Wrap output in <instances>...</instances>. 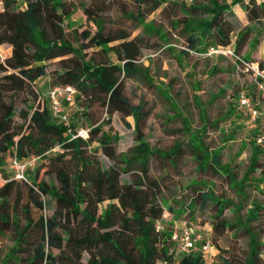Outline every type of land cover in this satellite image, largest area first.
<instances>
[{"label": "trees", "instance_id": "16d2710c", "mask_svg": "<svg viewBox=\"0 0 264 264\" xmlns=\"http://www.w3.org/2000/svg\"><path fill=\"white\" fill-rule=\"evenodd\" d=\"M136 1L140 9L128 16L142 24L145 13L141 5L150 4L151 11L166 0ZM0 2V44L17 35L12 42L14 50L27 44L32 47L29 53L8 55L3 62L0 60V149H8L9 143L17 137L16 158L25 162L34 156L39 160L48 155L56 166L58 178V184L47 187L36 180L30 166L26 167L24 173L29 191L34 194V205L40 211L50 207L52 200L55 205L50 216L41 214L36 221L26 209L23 227L10 196L0 195V237L14 235L13 244L0 264H10L11 260L26 264H157L158 261L208 264L201 250L204 240L198 241L189 252L177 253L178 240L173 238V233L157 227V221L164 216L165 204L160 200L159 181L150 176V160L158 156L172 161L181 157L184 149L182 142L165 149L151 146L142 129L149 110L143 102L132 103L125 93L126 78L139 73L147 75L148 69L141 61L143 36L130 38L126 31L117 36L107 34L104 19L89 6L83 9L95 29H80L81 25L71 20L74 9L69 0H25V7L18 6L19 0ZM171 3L163 10H170L167 12L170 25L186 38L190 50L206 52L213 48H230L238 56L237 61L243 63L239 57L249 61L244 49L256 37L252 36L250 26L241 25L234 6L241 4L248 20L261 24L264 0H173ZM116 39L119 42L111 44ZM89 48L94 50L88 52ZM183 52L187 54L188 50ZM56 58L58 67L48 73L47 61ZM258 63L264 69V60ZM49 75L51 86L67 75L65 84L76 88L74 103L67 104L69 123L54 116L49 96L37 86L39 80ZM20 93L27 94L28 98L18 111L16 98ZM245 93L255 106H259L261 101L256 104L252 96ZM239 98L240 93L238 101ZM95 105L106 111L108 123L115 112L123 117L132 115L136 143L118 152L116 145L121 135L114 133L111 126L105 128L101 122L86 126L87 138H72L78 128L85 127L82 120ZM234 109L232 106L231 113ZM16 114L21 122H15ZM253 120L249 165L239 179L222 164L219 152L211 155L199 136L189 138L199 169L207 171L210 168L228 175L231 186L245 197L244 188L250 179L256 182L255 187L264 182V148L257 142L263 129L262 118L257 116ZM94 141L113 164L105 166L98 157L92 156L89 146ZM66 159L72 160L74 166H68ZM132 162L137 163L139 170L128 179L122 178L132 169ZM0 172L4 173L1 157ZM41 195L50 199H41ZM201 197L203 205L210 200L217 207L213 219L215 233L220 235L227 228L243 229L249 238L247 264H259L262 234L251 223L259 218L264 205L251 200L244 218L238 217V222H231L224 211L234 207L238 212L243 206L241 202L235 204L210 189L202 192ZM192 203L196 204V200H191L190 205ZM35 225L39 227V235L34 234ZM54 248L60 252L54 253ZM100 248L109 254H100Z\"/></svg>", "mask_w": 264, "mask_h": 264}, {"label": "rangeland", "instance_id": "374dc122", "mask_svg": "<svg viewBox=\"0 0 264 264\" xmlns=\"http://www.w3.org/2000/svg\"><path fill=\"white\" fill-rule=\"evenodd\" d=\"M24 1L19 0L18 6L25 7ZM171 2L173 0H166L151 11L150 4H142L141 9L145 13V19L142 24H139L128 16L140 9L136 0H69L71 9H74L71 20L81 25L80 29L85 27L95 29V25L91 24L92 21L88 19L83 9V6H89L97 12L96 15L104 19L107 34L117 36L121 31H126L130 33V38L136 35L143 36L141 61L148 69L147 75L139 73L134 77L126 78L125 93L132 103L143 102L145 108L149 110L142 129L151 146L165 149L175 142H182L184 149L183 155L172 161L158 156H153L150 160V176L159 181L160 200L165 204L160 228L172 232L173 235L176 234L179 238L181 220L187 219L195 226L203 227L207 232L213 253L212 264H247L249 251L247 233L243 229L227 228L222 234H216L213 219L217 207L210 200L203 205L201 194L210 189L232 200L235 204L241 202L243 206L238 212L234 207H227L224 211L231 222H238V217L244 218L247 208L251 206V200H257L264 205V182L255 187L256 182L250 179L244 188L246 197L242 196L236 187L231 186L228 175L210 168L207 171L199 169L192 155L193 149L189 138L199 136L207 145L210 154L219 152L222 164L236 174L238 179L241 178L249 165L250 140L255 122L248 109L240 107L238 94L242 91L248 92L256 104L263 98L254 80L253 70L237 61L238 56L227 51L228 48H221L223 51L206 52H197L188 48L186 38L180 36L178 31L172 29L170 25L167 14L170 10H163L164 6H170ZM234 10L241 25L250 26L253 31L252 36L256 37L244 50L248 63L264 60V20L261 24L251 23L241 4H236ZM16 37L17 35H14L8 42L0 44L2 62L8 55L26 54L32 51L29 44L22 49L14 50L12 42ZM118 42L119 40L116 39L111 44ZM93 50L89 48L88 52ZM185 50H188L187 54H184ZM57 60L58 58L47 61L48 73L58 67ZM51 81L52 77L49 75L38 81L37 86L47 91ZM66 81L67 75H64L59 79L57 86L65 85ZM26 98L28 96L25 93L17 95L18 111L25 106ZM232 106L235 107L233 113L230 111ZM14 120L22 121L18 114L14 116ZM107 120L106 111L95 105V109H91L90 114L85 115L82 122L85 127L100 122L105 128L111 126L114 133L121 135L116 145L118 152H124L136 143V134L133 129L135 119L132 115L123 117L120 112H115L111 116V123ZM16 140L17 137L13 139L14 142L9 143L8 149H0L4 169V173L0 172V195L10 196V202L15 205L14 211L23 227L26 221V209L36 221L41 214L50 216L53 213L55 201L52 200L50 207L46 206L42 211L32 202L34 194L29 191V184L16 175L11 165ZM89 150L92 156L102 161L103 165L109 166L114 163L102 153V149L98 148L97 141L90 144ZM66 164L70 167L74 166V162L70 159H66ZM27 166L33 170L36 180L47 187L58 184L56 166L52 160L50 161L48 155L31 161ZM131 168L129 172L122 175V178L128 179L139 170L137 163L134 162L131 163ZM216 168L222 170L220 167ZM256 176H259V173H256ZM40 197L50 199L47 195ZM191 200H196V204L190 205ZM107 202L108 199L105 200V203ZM251 224L262 234L263 245L258 263L264 264V210L260 211L259 218ZM34 230V234L39 235L37 225L34 226ZM195 230L197 231L196 227ZM13 237V234L0 237V261L8 248L12 246ZM53 251L56 254L60 252L56 248ZM99 253L109 254L103 248L99 249ZM9 262L10 264H26L18 260ZM157 264L164 263L158 261Z\"/></svg>", "mask_w": 264, "mask_h": 264}, {"label": "built area", "instance_id": "2783aa9c", "mask_svg": "<svg viewBox=\"0 0 264 264\" xmlns=\"http://www.w3.org/2000/svg\"><path fill=\"white\" fill-rule=\"evenodd\" d=\"M1 4V2H0ZM211 51H223L221 48H213ZM227 51L233 53V51L228 48ZM239 59L250 67L253 70L254 80L259 88V91L262 95V101L259 103V106H255L245 91L240 93V105H243L248 109L251 114L252 119H255L257 116L262 118V133L258 136L257 142L264 148V69L260 68L259 63H248L249 61H244L240 57ZM49 96L50 107L54 116L58 117L61 120H64L69 123V112L67 109V104H73L76 94V88L71 84H65L63 86H50L45 93ZM71 131V127L68 128ZM81 136L83 138L88 137V128L80 127L77 132L72 135L73 137ZM15 148V147H14ZM13 148V150H14ZM36 156L32 157L30 160L21 162L14 155L11 159V165L16 171V175L27 180L25 176V169L31 161L36 160ZM264 158V156H263ZM161 219L157 221V227L160 228ZM197 228V231L195 230ZM174 239L178 240L176 246L177 253L189 252L196 243L200 240H204L201 246L202 253L208 264L213 262V253L211 252L210 239L207 232L201 226H195L192 222L187 219L181 220V232L179 238L176 234L173 235Z\"/></svg>", "mask_w": 264, "mask_h": 264}, {"label": "crops", "instance_id": "0c3cea01", "mask_svg": "<svg viewBox=\"0 0 264 264\" xmlns=\"http://www.w3.org/2000/svg\"><path fill=\"white\" fill-rule=\"evenodd\" d=\"M247 46H249V45H246V47H247ZM246 47H245V48H246ZM244 50H245V49H244ZM39 81H40V80H39ZM42 89H43V87H42ZM43 91H44V90H43Z\"/></svg>", "mask_w": 264, "mask_h": 264}]
</instances>
